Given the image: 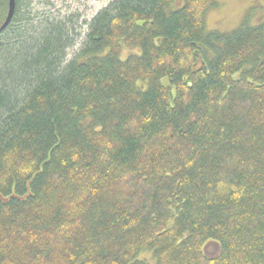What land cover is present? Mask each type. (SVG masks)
Returning <instances> with one entry per match:
<instances>
[{"label":"trees","instance_id":"16d2710c","mask_svg":"<svg viewBox=\"0 0 264 264\" xmlns=\"http://www.w3.org/2000/svg\"><path fill=\"white\" fill-rule=\"evenodd\" d=\"M20 2L0 34V264H264V28L207 31L216 0H118L67 63V31L30 37Z\"/></svg>","mask_w":264,"mask_h":264},{"label":"rangeland","instance_id":"374dc122","mask_svg":"<svg viewBox=\"0 0 264 264\" xmlns=\"http://www.w3.org/2000/svg\"><path fill=\"white\" fill-rule=\"evenodd\" d=\"M118 0H21L19 21L27 23L26 33L37 39L46 26H58L67 31L69 44L65 60L79 57L87 42L89 24L93 18ZM218 6L211 9L206 17L207 31L228 33L244 22L253 27L264 28V0H216ZM133 49L125 50L127 54ZM211 242H208L209 244ZM204 247H206V245ZM210 256L217 254V246L205 248ZM143 254L148 264H154L152 254ZM151 256H150V255ZM155 261V260H154Z\"/></svg>","mask_w":264,"mask_h":264},{"label":"water","instance_id":"95a60500","mask_svg":"<svg viewBox=\"0 0 264 264\" xmlns=\"http://www.w3.org/2000/svg\"><path fill=\"white\" fill-rule=\"evenodd\" d=\"M15 11H16V0H8V12H7V15H6V18L3 24L0 26V34L4 32L10 26L14 18V15H15ZM210 246L215 247L216 245L213 242H211L207 244L205 248L210 247Z\"/></svg>","mask_w":264,"mask_h":264},{"label":"flooded vegetation","instance_id":"af4514ba","mask_svg":"<svg viewBox=\"0 0 264 264\" xmlns=\"http://www.w3.org/2000/svg\"><path fill=\"white\" fill-rule=\"evenodd\" d=\"M133 49L134 52L130 51L129 53L125 54V50H130ZM142 49L134 46H123L122 51H121V58L122 60H127L129 57L134 56V55H141Z\"/></svg>","mask_w":264,"mask_h":264},{"label":"bare ground","instance_id":"6f19581e","mask_svg":"<svg viewBox=\"0 0 264 264\" xmlns=\"http://www.w3.org/2000/svg\"><path fill=\"white\" fill-rule=\"evenodd\" d=\"M144 175V174H143Z\"/></svg>","mask_w":264,"mask_h":264}]
</instances>
